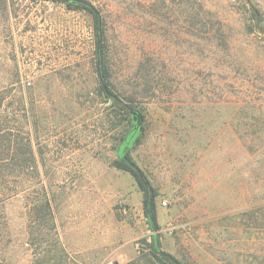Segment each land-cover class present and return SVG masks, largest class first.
Instances as JSON below:
<instances>
[{
    "label": "rangeland",
    "instance_id": "1",
    "mask_svg": "<svg viewBox=\"0 0 264 264\" xmlns=\"http://www.w3.org/2000/svg\"><path fill=\"white\" fill-rule=\"evenodd\" d=\"M86 1L106 31L100 66L90 9L0 0V89L5 108L28 105L17 119L33 200L45 189L51 204L49 264H147L153 234L177 264H264V0H249L255 29L246 0ZM123 93L142 99L126 108ZM133 111L158 231L137 178L114 167ZM6 212L12 261L31 264L41 236L28 251L23 195Z\"/></svg>",
    "mask_w": 264,
    "mask_h": 264
},
{
    "label": "trees",
    "instance_id": "2",
    "mask_svg": "<svg viewBox=\"0 0 264 264\" xmlns=\"http://www.w3.org/2000/svg\"><path fill=\"white\" fill-rule=\"evenodd\" d=\"M249 7L251 9V16L247 18L246 27L247 29H255L256 25L254 24L256 20H258L256 17L258 16L259 11L253 9L250 1L246 0L244 8L249 9ZM95 21L97 24L96 31L100 32L101 38L103 39L106 37V31L100 29V21L97 22L96 19ZM216 22L220 29H227V24H224L221 20L216 19ZM222 42L225 45L228 43V39L222 37ZM100 75L102 77V72H100ZM103 89H105L104 85ZM120 97L122 100L117 101L118 104L124 105L126 108L139 103L138 100L142 99V97L138 95L126 93H123ZM7 98L8 97L5 95L4 91L0 89V264H14L10 251L16 247L18 240L12 233L11 224L6 210L22 195L26 201V243L28 251L32 252V242L35 238L34 228L37 225L39 235L41 236L42 249H40L39 254H37V252L35 255L34 253H31V264H49L51 261L50 250L46 238L50 230L48 218L51 215V204L46 197L45 189L41 190L39 197L36 199L37 202H34L35 199L33 198V193H31V179L33 176L30 172V167L33 162V151L29 132L27 131L29 123L26 122V125L21 123L23 125L21 126L17 119L18 111L21 110V107L22 110L28 111V105L22 97L17 99L15 96H12L7 109L5 108V101ZM130 123V129L119 141L114 167L119 170L128 171L137 178L140 186L145 191V209L148 223L152 231H158L159 225L156 217V197L158 193L149 186L148 182L146 183L144 177L141 179L140 174L142 175V173L130 156L133 148L141 142V126L136 127L133 115ZM34 217H37L40 220L35 219ZM151 238V249L149 250L150 258L147 259V264H173V262H176L177 264V261H175L172 256L161 250L159 236L153 234ZM56 262V264H60V262L65 263V257L61 255Z\"/></svg>",
    "mask_w": 264,
    "mask_h": 264
},
{
    "label": "water",
    "instance_id": "3",
    "mask_svg": "<svg viewBox=\"0 0 264 264\" xmlns=\"http://www.w3.org/2000/svg\"><path fill=\"white\" fill-rule=\"evenodd\" d=\"M54 1H60V2H63V3H73V4L85 6V7L89 8V9H91V11L94 13V16H95V19L97 20V22L100 21V13H99V11L89 1H86V0H54ZM101 43H102V38H101L100 32L98 31L97 32V51H98V55H100V53H101ZM99 66H100V58H99ZM132 115H133V120L136 122V127L142 126V119H141L140 115L138 114V112L137 111H133ZM140 177H141V179H143V175L140 174Z\"/></svg>",
    "mask_w": 264,
    "mask_h": 264
}]
</instances>
